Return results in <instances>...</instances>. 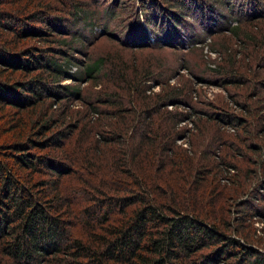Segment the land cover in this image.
Returning <instances> with one entry per match:
<instances>
[{
  "label": "trees",
  "instance_id": "trees-1",
  "mask_svg": "<svg viewBox=\"0 0 264 264\" xmlns=\"http://www.w3.org/2000/svg\"><path fill=\"white\" fill-rule=\"evenodd\" d=\"M2 1L0 264H264V253L239 239L251 237L250 198L264 189V74L255 67L264 68V28L242 32L250 19L232 26L239 48L225 51L216 72L225 85L245 91L239 102L231 99L235 108L227 102L203 111L190 106L186 82L157 78L159 65L155 73L108 55L80 62L68 52L58 61L28 42L21 49V39L39 40L58 30L42 9L36 14L30 4L1 6ZM196 7L204 11L197 0L140 1L141 41L130 46L157 43L150 33L159 21L174 24L185 9ZM51 8L46 11L56 10ZM18 14L37 16L38 22L26 23ZM181 32L176 39L185 42ZM163 33L169 39L170 29ZM60 36L54 41L67 43V35ZM103 73L111 78L100 88L96 77ZM152 77L156 91L147 82ZM67 78L76 86L59 82ZM92 80L109 108L98 109L81 94L79 83ZM73 100L83 101L84 108H67ZM57 104L62 109H54ZM185 105L190 113L179 109ZM191 114L194 130L181 127ZM180 138L188 139L187 147L176 143Z\"/></svg>",
  "mask_w": 264,
  "mask_h": 264
},
{
  "label": "rangeland",
  "instance_id": "rangeland-1",
  "mask_svg": "<svg viewBox=\"0 0 264 264\" xmlns=\"http://www.w3.org/2000/svg\"><path fill=\"white\" fill-rule=\"evenodd\" d=\"M135 1L136 0H75V2H73V0H37L35 2L38 5H34L31 3V0H4L1 2V6H10L14 5V3L20 4L21 2L22 4H30V11L33 13L38 14L42 9L45 12L41 14L49 17L51 24L55 25L52 26V28L54 27V30H58L56 35L41 36L39 40L29 37L21 39L19 42L21 49L27 48L29 43L31 46L40 48L48 56L53 54L58 61L62 60L61 58L64 56L63 53L66 54L68 52L80 62L86 59L89 60V57L96 58L108 55L111 60L123 58L131 62H137L140 65L150 66L155 73L158 72L155 67L159 65L161 67V73L158 75L161 77L157 78L160 80L168 79L169 82L177 84L178 82H186L190 88H192V103L190 106H193V109L210 111L213 106L225 105L227 102L234 107L235 105H233L231 99L236 98L239 102L245 88L240 86L234 88L231 85H225L223 83V75L219 74L220 71L216 72V68L222 61L225 51L239 48V46L236 45L238 37L235 38V35L231 32L232 26L240 23L244 24L247 19H250L252 21L244 25L245 27L242 29V32L246 28L256 29V26L264 28V0H209L211 5L209 1L197 0L200 8L204 11L197 7L194 8L193 11H191V8H188L184 11L186 12L184 18L174 24L169 20L164 22L159 21L157 23L159 27L150 33L153 40L154 38L157 39V43L150 41L148 42L149 44H146L144 47H131L130 45L133 42L141 41L138 36L141 34L139 31L140 28L142 29L143 27V16L140 13V1L142 0H138V5L136 4L135 7L131 9ZM74 3L77 4L80 9L74 11ZM54 6L61 7L62 11H58ZM50 7L56 10L46 11V9H50ZM134 14L138 15V19H136ZM20 15L22 14L16 15V17L19 16L21 18L22 16ZM250 16L253 17L249 18ZM23 18L25 17H22V19ZM38 18L37 16H32L29 19L23 20H25L26 23L32 22L31 24L36 25ZM59 20L60 22L57 23ZM9 22L11 26H14L15 21H13V19L9 20ZM62 22H64V25ZM227 25H229L228 28H226ZM167 28L170 29V36H167L169 39L165 40L161 34ZM179 31H182L181 34L186 39L185 43H183L184 41L181 39L177 41L176 35ZM64 34L67 35V43L62 42L58 44L54 41L58 38H64L60 36ZM163 34L166 36L167 33ZM239 36V40L244 42L243 35ZM70 37H72L73 40L69 39ZM79 37H81V40ZM23 42L28 43L21 45ZM69 43L72 49H69ZM60 48H62V51L57 50ZM240 49L242 50V47H240ZM14 52L16 53L17 50ZM77 65H79V62L71 66L70 70H77ZM255 67H258L257 72H259L260 75L264 74V68L258 65ZM110 70V65H104V72L108 73ZM110 78L111 77L103 73L100 77H96V80L100 82V88H104V84H108ZM155 79L156 77H152V79H149L147 82L151 85L153 90L156 91L159 87L155 85ZM59 82L61 84L76 86V82L72 81L70 78ZM79 84L83 87L81 94L87 102H90V104H93L98 109L109 108L102 103L104 99H98L99 97L104 98L105 95H97L95 93L99 84L95 85L93 80L88 82L81 81ZM153 85H155V87ZM230 94H232L233 97H231ZM60 104H57L54 109H62ZM67 108L82 109L84 108L83 101L73 100L72 103L68 101ZM168 108H172V104H168ZM183 108L179 109L186 114L190 113L189 105L188 107L185 105ZM235 111L240 112L238 109H235ZM195 119L196 117L191 114L188 119L184 117V120H182L179 125L194 130L193 123ZM227 130L233 132V129L230 127H228ZM187 142L188 139L186 140V138L176 140L177 144H181L185 147L188 145ZM223 151V145H221L218 148L217 154L222 155ZM50 152L55 154L56 150L51 149ZM40 153H44V151H40ZM51 156L54 157V155ZM54 158L57 159V156ZM261 171V169H257L256 173L258 176L254 182L259 183ZM257 183H255V185H258ZM258 189V192H254L256 197L253 199L250 198L255 207L254 210H252L254 212L253 216L250 217L246 226V228H251V237L248 235L246 238L239 237V239L243 244L258 248L264 253V201L258 199L260 194L264 195V189L261 187ZM65 196L70 203H73L74 197H71L68 192ZM74 212L76 213L75 209ZM234 214L237 215V213ZM246 230L247 229L243 230L241 236L245 235L244 233H246ZM252 231H255V233ZM77 234L78 233H73L72 228V235L76 237ZM258 237L262 238L261 242L254 240ZM212 247L213 246L208 249L207 253Z\"/></svg>",
  "mask_w": 264,
  "mask_h": 264
},
{
  "label": "bare ground",
  "instance_id": "bare-ground-1",
  "mask_svg": "<svg viewBox=\"0 0 264 264\" xmlns=\"http://www.w3.org/2000/svg\"><path fill=\"white\" fill-rule=\"evenodd\" d=\"M153 43V42H152ZM183 43H185V42H183ZM186 45V44H185Z\"/></svg>",
  "mask_w": 264,
  "mask_h": 264
}]
</instances>
